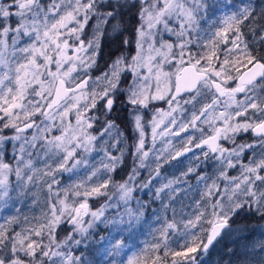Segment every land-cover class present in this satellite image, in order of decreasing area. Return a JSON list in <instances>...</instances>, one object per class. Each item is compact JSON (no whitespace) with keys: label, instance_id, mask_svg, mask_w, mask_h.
<instances>
[{"label":"snow or ice","instance_id":"1","mask_svg":"<svg viewBox=\"0 0 264 264\" xmlns=\"http://www.w3.org/2000/svg\"><path fill=\"white\" fill-rule=\"evenodd\" d=\"M224 7L235 10L204 27L208 0H0V214L11 213L0 215V264H93L80 245L97 221L113 230L107 264H198L233 217L264 220V2ZM105 42L115 48L101 67ZM188 153L216 160L218 176L197 163L163 182ZM142 170L139 186L160 181L154 197L172 216L137 245L147 205L102 220L109 204L90 201L111 200V186L127 205ZM192 175L204 190L177 220L172 203ZM41 193L31 224L17 205ZM251 248L240 264H264V240Z\"/></svg>","mask_w":264,"mask_h":264},{"label":"rangeland","instance_id":"2","mask_svg":"<svg viewBox=\"0 0 264 264\" xmlns=\"http://www.w3.org/2000/svg\"><path fill=\"white\" fill-rule=\"evenodd\" d=\"M257 4L264 2V0H256ZM209 5L212 6L208 14V21L204 24V27H209L210 24L216 22L219 18H222L231 11H234L235 8L224 7V5L231 3L236 6L239 5L240 0H208ZM246 31V30H245ZM247 39H251V36H247ZM112 48H115V45H111ZM108 53L104 54L103 60L100 61V66L103 67L106 60H108ZM99 75V73H95ZM162 107H166L161 105ZM121 117H126L127 113L120 112ZM150 118V117H149ZM199 135V133H197ZM148 145L151 144V131L150 128L147 130ZM239 142V141H238ZM132 141L129 139L126 141V144L130 145ZM223 146L232 147V145L227 142L221 141ZM158 141L157 147H160ZM11 149H8L9 154H11ZM196 153H199V149H194ZM94 159L92 160L93 164L99 165L101 158L103 157V152H94ZM127 155V154H126ZM189 159L183 160V163L180 164L177 168H174L170 165H165V168L162 169L161 177L163 182H167V179H171L173 175H179L181 170H186L188 166H195L197 163L200 164L198 172L200 175H206L212 179H215L219 174L220 165L214 159L204 160L202 157L197 161L192 153L186 154ZM175 164V162H173ZM132 167L131 158H127L124 162V165L117 169L115 173H112L116 181H122L127 178V174ZM229 176L238 175L237 169H227ZM65 174V181L66 182ZM148 172L146 170L141 171V175L136 178V182L133 184L134 191L132 193L133 199H131L127 205L123 201L119 200V193L114 188H109V193L112 196L111 200H108L107 197H98L93 198L90 201L92 210L100 208L105 203L109 204V207L105 210V216L101 219L112 220L116 217L117 213L123 215L126 207L135 209L137 207V201L147 205V210L145 215L142 218L140 223H135L132 231L134 232V241L137 245H142L143 242L151 240L150 231H154L155 228L159 227L157 223V217L163 218L167 215L169 218L172 216V211L169 210L167 213L164 212L161 207L159 200H156L154 197V190L156 187L160 186V181L154 180L152 185L148 188H141L139 183L147 178ZM60 179V177H57ZM208 183H211V179L208 180ZM217 183L223 187V184L226 181L217 180ZM180 191L176 193L175 199L172 203V207L176 212V219L179 220L182 215L187 214L191 211V206L194 205V200L199 199V193L204 190V183H198L195 175H192L187 178V183L180 185ZM46 191V190H45ZM45 195L40 194V199L36 204H32L30 199H27L23 204H18L17 207H21L23 215L29 217L31 224L35 223L33 218L39 219L41 217L42 211H45ZM167 203V201H165ZM11 213H4L0 215H8ZM89 219V217H85ZM128 218L125 216V220ZM2 222V220H0ZM29 224L22 223L20 227H29ZM63 227V226H62ZM127 227V225H124ZM17 230H20L17 228ZM113 231L110 225L101 223L100 221L95 222L94 226L89 229L90 235L88 238L84 239L83 244L80 245V249L84 251L87 259L93 261V264H107V257L104 254V249L110 247L108 242L109 233ZM64 231H60V237L62 238ZM80 239V236L76 237ZM103 238V239H102ZM264 240V220H261L258 216H252L250 214L241 213L239 216H235L230 220L228 227L222 232V234L216 239L214 244L210 247L207 253L201 254L199 251L196 254L198 256V264H240V260L237 257H243L244 253L251 252V245L258 243L259 241ZM47 243V240H45ZM247 246V247H246ZM259 251V249H256ZM235 252L236 256L230 255L229 253Z\"/></svg>","mask_w":264,"mask_h":264},{"label":"trees","instance_id":"3","mask_svg":"<svg viewBox=\"0 0 264 264\" xmlns=\"http://www.w3.org/2000/svg\"><path fill=\"white\" fill-rule=\"evenodd\" d=\"M112 44L111 43H109V42H105V45H104V54L106 53V51L107 52H110L111 50H113V49H111L112 48V46H111ZM104 58V57H103ZM103 60V59H102ZM102 62V61H101Z\"/></svg>","mask_w":264,"mask_h":264},{"label":"water","instance_id":"4","mask_svg":"<svg viewBox=\"0 0 264 264\" xmlns=\"http://www.w3.org/2000/svg\"><path fill=\"white\" fill-rule=\"evenodd\" d=\"M228 225H229V223H228ZM228 225H227L224 229L221 230V234H222V232L228 227ZM221 234H220V235H221ZM217 238H218V237H217ZM215 241H216V240H215ZM215 241H214V242H215ZM214 242H213V244H214ZM210 247H211V246H210ZM210 247H209V249H210Z\"/></svg>","mask_w":264,"mask_h":264}]
</instances>
